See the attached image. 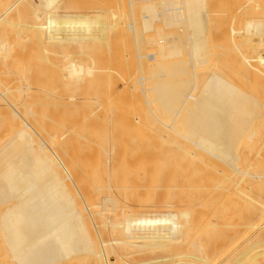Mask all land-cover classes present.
I'll return each instance as SVG.
<instances>
[{
  "label": "bare ground",
  "instance_id": "1",
  "mask_svg": "<svg viewBox=\"0 0 264 264\" xmlns=\"http://www.w3.org/2000/svg\"><path fill=\"white\" fill-rule=\"evenodd\" d=\"M38 3L0 0V264H264V0Z\"/></svg>",
  "mask_w": 264,
  "mask_h": 264
},
{
  "label": "rangeland",
  "instance_id": "2",
  "mask_svg": "<svg viewBox=\"0 0 264 264\" xmlns=\"http://www.w3.org/2000/svg\"><path fill=\"white\" fill-rule=\"evenodd\" d=\"M113 1H115V2H113ZM126 1L127 0H123V1L119 0V2H118V0H56V3L53 4L51 9H49L48 11L55 12L58 15L87 16L88 18H92V17H95L97 15H102V16L105 15V18L107 17L109 19L108 20L106 18L108 20V22L110 21L109 24H111V22L112 23L117 22L114 19L115 18L119 19L121 17L118 20V22L119 23L121 22L120 27L123 28L122 25H124L126 21H127V25H128V23L132 17L130 14H127V13H129L128 9L127 8H126L127 10L124 9L125 6L127 5ZM32 2H33V4H39L38 0H32ZM124 3L126 5H124ZM120 5H121V10L119 9ZM140 8L141 7H139V10H140ZM135 9L138 10V8H135ZM112 10L116 12L117 17L112 16V15H116L115 12H113ZM139 10H138V12L134 11L135 12V13H133L134 15L132 14L134 17L133 19L135 21H140L142 16H143L142 14L144 11L142 12V9H141V12H140ZM109 11H111V12H109ZM120 11H121V15H120ZM124 11L126 12L125 15H127L126 18L128 17L127 19L123 18L124 16H122V13H123V15L125 13ZM138 13H139V15H138ZM26 15H27V18H29V21L31 23V20H34L33 10L30 9ZM109 15H111V17ZM21 16H23V15H21ZM38 16H40L41 18L43 17L40 12H38ZM140 16H141V18H140ZM137 17L140 18V20ZM111 18H114V19L112 20ZM41 22L44 23L43 18H42ZM13 32L14 31L12 29V31L7 34L9 36V38L10 37L12 38L14 36ZM150 35L153 36L154 34H150ZM126 40L128 43L129 42L128 39H126ZM33 44H34V39L31 38L30 43H28L27 56H26V59L29 61L28 73H30V74L31 73L41 74L46 79V82H47L46 84L49 88H54L55 86L57 87L58 84H63V82L66 80L63 78H59V77L63 76L62 69L64 67H67V64L69 63V60L66 59L65 57L67 54H71V53H75V52L81 53L80 49L73 47L74 44L70 45L72 47H62L59 49L58 48H52L48 44H46L43 47V51L41 50L42 53H40L39 52L40 50L34 48ZM79 46H81V45L79 44L78 47ZM142 48H143V50H147V49H149V45H147V44L143 45ZM123 51L124 52L128 51V47L126 46L125 48H123ZM57 52H59V55L57 54ZM113 52H114V50H113ZM39 59H41V61ZM83 59H85V58L82 56L77 57V60H79V61L84 62L85 60H83ZM98 60H99V62H98V64H96V66L99 68H111L113 70L117 69V64L114 62L113 58L109 57V54L107 52H106L105 56L98 57ZM62 87H65V86H62ZM65 88H67V87H65ZM2 123L0 122V126L2 125L1 127L3 128ZM4 124H5V126H4L5 128L2 131L0 130L1 131L0 134H2V132L8 133L7 132V126L9 127V125H8V123H7V126H6V123H4ZM8 131L10 132V130H8ZM6 133H5V135H6ZM241 151H242L241 153H243L244 155H247V153H248V151L245 148L242 149ZM240 202L241 201L238 200V203H240ZM110 258H111V260H113V257H110Z\"/></svg>",
  "mask_w": 264,
  "mask_h": 264
}]
</instances>
